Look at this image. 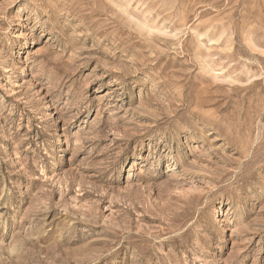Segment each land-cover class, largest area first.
Masks as SVG:
<instances>
[{
	"label": "rangeland",
	"instance_id": "1",
	"mask_svg": "<svg viewBox=\"0 0 264 264\" xmlns=\"http://www.w3.org/2000/svg\"><path fill=\"white\" fill-rule=\"evenodd\" d=\"M0 264H264V0H0Z\"/></svg>",
	"mask_w": 264,
	"mask_h": 264
}]
</instances>
